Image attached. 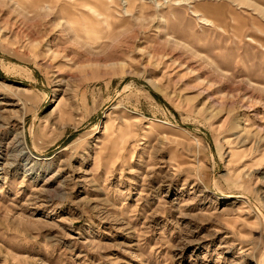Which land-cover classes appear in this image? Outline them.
Returning a JSON list of instances; mask_svg holds the SVG:
<instances>
[{"label":"rangeland","instance_id":"obj_1","mask_svg":"<svg viewBox=\"0 0 264 264\" xmlns=\"http://www.w3.org/2000/svg\"><path fill=\"white\" fill-rule=\"evenodd\" d=\"M0 264H264V0H0Z\"/></svg>","mask_w":264,"mask_h":264}]
</instances>
